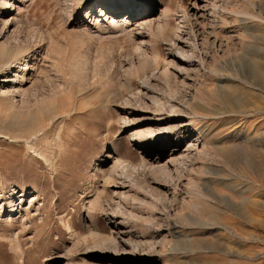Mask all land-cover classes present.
Returning <instances> with one entry per match:
<instances>
[{"label": "rangeland", "instance_id": "374dc122", "mask_svg": "<svg viewBox=\"0 0 264 264\" xmlns=\"http://www.w3.org/2000/svg\"><path fill=\"white\" fill-rule=\"evenodd\" d=\"M4 1L0 264H264V0Z\"/></svg>", "mask_w": 264, "mask_h": 264}, {"label": "bare ground", "instance_id": "6f19581e", "mask_svg": "<svg viewBox=\"0 0 264 264\" xmlns=\"http://www.w3.org/2000/svg\"><path fill=\"white\" fill-rule=\"evenodd\" d=\"M97 1V0H96ZM100 1V0H99ZM72 2V1H71ZM103 2V1H102ZM107 2H109V0L107 1ZM73 3V2H72ZM114 3V2H113ZM3 5H5V7L6 8H9V5H8V1L6 0V1H4L3 2ZM99 5V4H98ZM105 5V4H104ZM104 5H102V3H101V6H104ZM124 5V4H123ZM100 6V7H101ZM99 7V8H100ZM115 7V6H114ZM119 7V6H118ZM128 9V8H127ZM136 9V8H135ZM147 9V8H146ZM123 10H126L125 9V7L123 6V7H121V8H119L118 9V11H120V13L123 11ZM102 11H104L103 9H102ZM113 12H114V10H113ZM153 12V11H152ZM155 12V11H154ZM162 12V11H161ZM160 12V13H161ZM165 12V11H164ZM145 13V12H144ZM146 14H148V13H145V14H140L141 16H138L137 18H139L140 20H142L141 18L143 17V16H146ZM164 14L165 13H162L161 14V16L159 17V20H157L156 22H154V21H150L149 22V24L147 23V28H148V30H147V32L148 33H152V32H156L155 30H159V32H160V30H162V29H165L164 27H165V25H167V24H165L163 21H162V19H164ZM118 16V15H117ZM166 16V15H165ZM144 18V17H143ZM113 20H114V22H116L115 21V19L114 18H112ZM167 21V20H166ZM3 22H4V25H3V27H5V26H7L8 25V21H6V20H3ZM113 22V23H114ZM116 23H118V22H116ZM167 23H168V21H167ZM153 24H155L156 26V29H154L153 28ZM143 23H141L139 26H141L142 28H143V26H145V25H143ZM146 27V26H145ZM167 27V26H166ZM169 27V26H168ZM125 28V27H124ZM126 29H127V27H126ZM145 30H146V28H145ZM165 30H167V29H165ZM18 32V30L17 29H15V31L13 32V34L15 35L16 33ZM164 32V31H163ZM21 40V39H20ZM28 40V39H27ZM29 41V40H28ZM19 43V42H18ZM29 46H31V45H29L28 43H27V41L25 40V39H22L21 41H20V43L19 44H17V43H15V44H12V43H10V41H4L3 43H0V57H3V56H6L9 60H12V58H15L16 57V55H18V54H22V53H24V52H26L27 50H28V48H29ZM25 54V53H24ZM14 61V60H13ZM8 63H9V61L7 62V63H5V65L4 66H6V65H8ZM11 63H12V61H11ZM9 66V65H8ZM11 68V67H10ZM9 79V78H8ZM8 79H6V81H4V82H9L8 81ZM12 82H15V81H12ZM55 94V93H54ZM234 94V93H233ZM241 96V93H239L238 92V96ZM231 96V95H230ZM233 97H236V96H233ZM12 99V98H11ZM235 99V98H234ZM240 99V98H239ZM238 100H236V102H237ZM240 101H241V99H240ZM235 102V103H236ZM232 103H233V101H232ZM241 103H242V101H241ZM238 104H240V103H237V105ZM236 105V106H237ZM233 106H235V105H233ZM235 106V107H236ZM38 117V116H37ZM33 120H35V119H33ZM234 152V151H233ZM222 155H223V157H225V159L227 158V159H229V160H231L233 157H234V153L232 154L228 149L226 150V151H223L222 152ZM234 159V158H233ZM115 169V168H114ZM1 209H2V207H1ZM0 209V210H1Z\"/></svg>", "mask_w": 264, "mask_h": 264}]
</instances>
